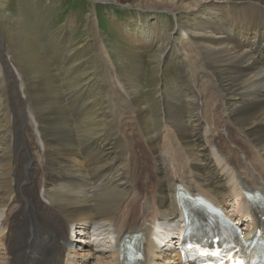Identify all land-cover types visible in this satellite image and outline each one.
<instances>
[{
  "label": "bare ground",
  "instance_id": "1",
  "mask_svg": "<svg viewBox=\"0 0 264 264\" xmlns=\"http://www.w3.org/2000/svg\"><path fill=\"white\" fill-rule=\"evenodd\" d=\"M127 1L138 7L149 5L146 0ZM215 3L214 11L194 30L202 40V44H198L200 51L211 52L207 64L210 73L204 77H208L219 96L213 94L207 99L205 92L200 89L198 92L192 86V78L185 79L186 92L179 89L172 101L161 103L163 119L155 131L149 123L143 98L134 97L133 108L141 122L150 124L142 131L148 139L149 150L154 152L151 159L136 153L138 144H130L129 137L124 139L125 133L123 137L118 134V122L114 114L110 115L108 102L104 96L99 97L101 88L94 86V82L92 85L89 78L84 79L83 85H77L83 89V97H87L81 101L82 107L79 104L82 111L77 113L72 107L77 117L68 122H75L76 133L62 136L54 130L52 120L49 121L53 114L51 97H58L54 107L57 112H69L71 109L61 105V96L67 88L64 82L76 84L78 81L72 80L85 74L74 63L75 55L73 59L65 56L64 45L58 53L63 62L61 69H65L63 85L59 86L51 81L52 70L46 63L38 68L41 76L36 72L31 74V80L37 78L38 82L23 81L26 72L16 70L10 64L12 58L9 54L3 56L0 48V57L6 63L4 70H7L5 76L0 69V81L5 88L0 87L7 89L0 96V100L7 99L5 106L0 107V239H3L1 226L5 229L15 226L17 231L9 241L7 253H0V264H60L64 257L69 264H81L78 260L83 258L88 259V264H114L113 251L96 249L89 240L79 246L81 253H72L69 249L75 241L70 240V235L79 231V239L82 235L86 238L90 231L102 230L98 226L106 229V235L119 236L130 230L144 233L149 230L146 225H153L155 220L166 226L179 215L176 183L183 185L191 196L204 195L216 203H225V197L236 200L241 187L264 190V9L255 2H248L251 8L248 5L247 9L228 0ZM227 4H232L231 9L225 7ZM162 8L174 11L172 13L179 9L175 4ZM259 20L263 23H249ZM21 41L17 40L16 47ZM14 75L17 76L15 82L22 86L20 93L9 87ZM90 103L94 106L86 109L84 106ZM25 109L33 114L38 137L43 142V150L38 149L37 154L32 152L37 142L32 141L30 127L24 128L20 122L27 115ZM224 127L229 138L219 134ZM22 130L20 147L14 151L4 150L9 131L10 137H15ZM89 143L91 164L86 167L79 164L77 149ZM91 180L94 186L89 183ZM132 187L137 189L128 199ZM35 191H39L46 203L41 202ZM148 192L152 194L151 208L145 202ZM15 201L18 205L9 210L10 202ZM94 209L96 223L93 222ZM3 213H8L6 219ZM38 235H41L40 241L29 244V239ZM14 248H18L15 254L12 253ZM155 250L151 243L150 253L155 255Z\"/></svg>",
  "mask_w": 264,
  "mask_h": 264
},
{
  "label": "rangeland",
  "instance_id": "2",
  "mask_svg": "<svg viewBox=\"0 0 264 264\" xmlns=\"http://www.w3.org/2000/svg\"><path fill=\"white\" fill-rule=\"evenodd\" d=\"M228 1L232 4L244 5L246 9L249 4L255 2L264 9V0ZM146 2L149 3L148 6L138 7L127 0H96V2L90 0H0V48L3 56L7 57L6 54H9L12 58L10 64L16 70L26 72V76L22 77L23 81L30 80L34 84L38 82L37 78L31 80V74L36 72L38 76H41L38 68L46 63V66L52 70L51 81L57 86L63 85L65 69H61L63 66L60 63L63 62L58 54L61 52V45L66 47L65 56L67 58L71 56L73 59L75 55L74 63L82 68V73H85L78 80H72V82L78 81L75 82L76 84L64 82L67 88L65 86L66 90L63 88L61 105L63 108L71 109V112H57L58 110L54 107L58 97L55 95V98L51 97L53 100L50 106L53 114L49 121L52 120L54 130L62 133V136L76 133L75 122L71 124L68 122L76 119L77 110V113L82 111L81 101L87 97H83V89L77 85H83L84 79L87 78L92 79V85L94 82V86L99 85L97 88H101V96H98L102 98L104 96L110 105H108L110 115L114 114L112 116L116 118V123L118 122V131H120L118 134L123 137L125 133L124 139L127 140L129 137L130 144L132 142L135 145L138 144L136 153L142 154L144 158L147 155L148 159L154 156V152L149 150L148 139L143 135L142 128L150 127L152 124V127H155L153 130H158L156 128L161 125L160 122L163 119L159 109L161 103L172 101L179 89L183 93L186 92L187 89L183 84L185 79L192 78V86L196 87L198 92L200 90L205 92L207 99L213 94L216 97L219 96L212 88L208 77H204L210 73L207 64L211 52L200 51L198 44H202V40L194 30L200 23L202 25L207 16L209 17L208 13L214 11L217 0H160L158 5L154 3L155 0H146ZM173 4L179 7L175 13L162 8L172 7ZM232 4H227L225 7L229 10ZM263 22L249 21V23ZM243 23L249 24L246 21ZM20 39L22 41L19 47L22 46L19 49L16 47V42ZM224 43L230 47L227 42ZM197 51L198 55H196ZM187 59L192 62H188ZM5 68L6 63L0 57V69ZM6 71L4 70L5 76H7ZM19 75L20 73L18 77ZM16 79L17 76L14 75V80L9 87H14L20 93L22 86L18 81L15 82ZM0 85L5 86L1 81ZM102 89L105 90L104 93ZM5 92L7 89L0 87V96ZM136 95L143 98L146 103L150 124L141 122L138 112L133 108ZM6 100L1 98L0 107L5 106ZM204 100L205 96L200 100V106ZM90 106L94 105L90 103L84 107L90 109ZM72 107L76 112L72 111ZM27 114L31 126L28 121L26 122V117L20 122L24 128L27 125L32 130V141L37 142L32 152L37 154L38 149L43 150V142L38 137L42 142L40 148L33 134L32 115ZM221 130L219 134L229 138L225 127ZM11 135L9 131L8 140L5 137L4 150L5 148L8 151L17 150L23 142L22 135L10 137ZM63 144H68L67 140ZM89 147L91 148L90 144ZM1 154L2 151H0ZM141 166H144L143 162ZM16 206L14 208L11 206L9 210H14ZM3 214V219H6L8 213Z\"/></svg>",
  "mask_w": 264,
  "mask_h": 264
},
{
  "label": "snow or ice",
  "instance_id": "3",
  "mask_svg": "<svg viewBox=\"0 0 264 264\" xmlns=\"http://www.w3.org/2000/svg\"><path fill=\"white\" fill-rule=\"evenodd\" d=\"M236 264H240V262H239V261H237V262H236Z\"/></svg>",
  "mask_w": 264,
  "mask_h": 264
}]
</instances>
